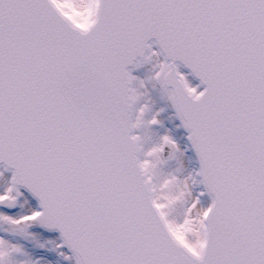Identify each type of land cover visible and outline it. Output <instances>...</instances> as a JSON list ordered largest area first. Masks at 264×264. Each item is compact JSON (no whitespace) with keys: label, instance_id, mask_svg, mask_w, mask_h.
Here are the masks:
<instances>
[{"label":"snow or ice","instance_id":"obj_1","mask_svg":"<svg viewBox=\"0 0 264 264\" xmlns=\"http://www.w3.org/2000/svg\"><path fill=\"white\" fill-rule=\"evenodd\" d=\"M0 264H264V0H0Z\"/></svg>","mask_w":264,"mask_h":264},{"label":"rangeland","instance_id":"obj_2","mask_svg":"<svg viewBox=\"0 0 264 264\" xmlns=\"http://www.w3.org/2000/svg\"><path fill=\"white\" fill-rule=\"evenodd\" d=\"M35 253L37 255H43L44 254L43 256H45L48 259H54V257L52 256L51 253H46V252H43L42 250H35Z\"/></svg>","mask_w":264,"mask_h":264},{"label":"bare ground","instance_id":"obj_3","mask_svg":"<svg viewBox=\"0 0 264 264\" xmlns=\"http://www.w3.org/2000/svg\"><path fill=\"white\" fill-rule=\"evenodd\" d=\"M44 255V254H43Z\"/></svg>","mask_w":264,"mask_h":264}]
</instances>
